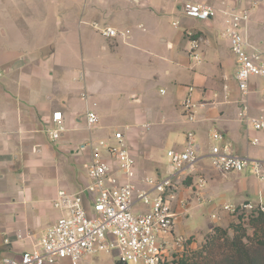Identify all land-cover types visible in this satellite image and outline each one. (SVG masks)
<instances>
[{"label":"crops","instance_id":"0c3cea01","mask_svg":"<svg viewBox=\"0 0 264 264\" xmlns=\"http://www.w3.org/2000/svg\"><path fill=\"white\" fill-rule=\"evenodd\" d=\"M256 1L262 2L245 0V7ZM188 2L209 5L217 13L206 24L188 18L181 12ZM241 4V0H0V263L3 258L17 259L22 252L39 248L40 239L59 217L52 206L56 192L75 193L89 183L83 166L93 158L90 143L110 139L115 132L124 135L138 177L151 170L149 177L157 179L169 172L166 152L182 151L187 134H193L199 155L197 174L207 181L202 196L212 200V205H197L194 179L182 181L172 204L178 216L175 235L191 237L196 229L217 226L210 217L212 212L225 222L228 215L219 209L223 203L239 204L259 193L264 200V183L248 171L222 176L209 162L212 130L224 136L232 154L264 159V132H254L251 126V121L264 117V86L259 88L264 81L250 79L246 97L249 121H240L237 63L228 41L220 38L224 28L221 12L241 8ZM253 10L248 37L264 50V14ZM168 19L173 31L166 29L168 24L163 28ZM176 21L178 28L172 26ZM93 23L128 30L129 38L106 39L92 28ZM185 30L205 40L199 63L188 57ZM75 47L81 55L80 67L65 63L66 56L75 57ZM91 61H96L94 71ZM89 64L93 73L115 70L128 78L136 75L137 81L128 83L131 104L141 102L138 85L142 79L174 78L179 114L170 100L164 101L156 109L152 125L136 118L133 129L125 125L122 131L108 119L114 111L112 104L97 99L100 90L89 82ZM188 86L195 87L194 99L200 103L193 123L187 122L180 107ZM159 94L165 96L166 92L160 89ZM87 109H93L99 118L92 130L84 122ZM55 112H61L65 128L56 141L49 135L56 128L52 122ZM155 125L161 139L148 143L147 134ZM254 137L259 143L251 146L248 140ZM104 154L102 151L101 157L112 163ZM180 201L186 202L184 207ZM116 258V254L85 256L80 264H116ZM55 264L72 263L62 260Z\"/></svg>","mask_w":264,"mask_h":264},{"label":"built area","instance_id":"2783aa9c","mask_svg":"<svg viewBox=\"0 0 264 264\" xmlns=\"http://www.w3.org/2000/svg\"><path fill=\"white\" fill-rule=\"evenodd\" d=\"M251 8L221 12L224 28L220 38L228 41L237 63L235 81L242 96L237 116L245 122L249 121L246 103L249 81L252 78L264 81V50L248 37ZM181 12L199 22L209 21L217 13L209 5L192 2L184 3ZM172 26L178 28L179 23L173 22ZM92 28L106 39L125 41L129 38L128 30L119 31L106 24L93 23ZM184 37L190 61L199 63L204 38L192 30H185ZM194 93L195 87L188 86L187 94L180 103L189 123L195 122L200 107ZM82 99L86 101L85 94ZM52 122L56 128L49 135L51 140L56 141L65 131L61 112L52 114ZM84 122L87 130L98 124L99 118L93 109L86 110ZM251 126L254 132H264V117L251 121ZM209 137L213 143L209 151L213 170L222 176L249 171L257 182L264 183V159L248 160L232 154L229 146L224 144V136L217 130H212ZM248 143L256 146L259 139L250 138ZM90 148L93 158L83 166L89 183L75 193L56 192L52 206L59 217L40 239L39 248L22 252L17 259L3 258L0 264H55L62 260L80 264L85 256L114 253L120 264H165L173 255L185 252L186 240L173 232L178 216L172 204L177 201L181 182L193 178L192 192L197 205H212V200L202 196L207 181L197 174L199 155L193 134H187L182 151L166 152L169 172L161 179L138 177L136 161L121 132H115L110 139L99 140L96 144L90 143ZM102 151L112 163L101 157ZM179 204L184 207L186 202L180 201ZM219 209L235 218L248 214L264 217V200L259 193L255 203H223ZM210 217L214 221L220 219L216 212H212Z\"/></svg>","mask_w":264,"mask_h":264},{"label":"rangeland","instance_id":"374dc122","mask_svg":"<svg viewBox=\"0 0 264 264\" xmlns=\"http://www.w3.org/2000/svg\"><path fill=\"white\" fill-rule=\"evenodd\" d=\"M241 2H242V4L240 6H241V8H244L246 6V4H244L245 0H241ZM251 9H255L253 11H256L257 13L264 14V0H262V2L260 4H258V2L256 1V3H254L252 5ZM188 20L190 21V19H188ZM166 24H168L169 27ZM170 24H171V20L168 19L165 22V27L163 26V28H166V26H167L168 28H166V29L172 30L170 27ZM181 29H182V27L180 28V30ZM186 45H187V42H186ZM132 53H134V55H137L136 50H134ZM72 55L75 56V57H73V60L71 59L70 56H66L65 57V63L67 64V62H68L70 67L71 66L80 67L78 60L80 59L81 55H80V52L77 50L76 47H75L74 53ZM90 64H92V66H93L92 70L94 71V65L96 64V61L95 62L91 61ZM90 64L88 66H86L87 71L90 70V72L88 73L89 74L88 79H89L90 84H92L94 88L98 87V89L100 90L99 95H97V99L99 100V103L104 104V102H106V100H108V103L110 102V104H112L111 108L114 111H112V114H109L108 119L114 125L119 126L122 129V131H124L125 125H128L127 126L128 128L130 127L131 129H133L134 128L133 125L136 122V118L139 119V122H146L149 124L155 122L156 120L153 117L154 113L157 112L156 109H158L160 107L161 103L164 101L170 100V102L172 103L174 111L177 114H179L178 108H177V98H176V96H174L175 93L173 90V88L175 86L174 83L177 82V81H175V82L173 81L174 78H167V77L163 76L157 80L152 79L150 82H148L147 79H142L138 85V89L142 92L141 102H139L137 104H131V102L127 101V89L129 86L128 83L137 81L136 75L134 76V78H128V77L122 75L121 73H118L115 70H113L112 72H108V71L102 72L101 71L100 73H93L91 71V68H89ZM262 85L264 86V83H261V86H259V88H262L263 87ZM54 89H59V87L57 85H54ZM160 89L165 90V92H166L165 96H161L159 94ZM138 110L140 113L138 116H135V113ZM158 130H159L158 126L155 125L152 127L151 131L148 132L147 137H146V141L148 143H154V142H157L161 139L159 137L160 134H157L158 136H156V132H158ZM178 130L181 131V128H178ZM109 143L114 145L113 141H110ZM211 144H213L212 141H210V147L212 146ZM170 149H171V147H170ZM104 157L108 158L109 156L104 154ZM166 166H167V164H166ZM146 173H147L146 175H143L144 177H149V175H152L153 172L150 170V171H147ZM137 175H138V171H137ZM250 175H251V173H250ZM143 176H141V177H143ZM249 201L255 203L257 201V198H255V197L250 198ZM229 204H231V203H229ZM142 209H146V208L142 207ZM247 216H249V214ZM247 216L239 219V218H235L232 215H228L227 220H225V222L223 220V216H220L219 220H217V221L213 220V222H214L213 224L216 223L219 226L217 225V226H214L211 228L201 227V229H196V231L198 230L197 233L199 236L196 235L197 234L196 231L194 233L195 235H193L191 237L182 236L186 240L185 252L178 253V255L174 256L173 258L176 257V259H177L181 255H184V254H187L189 256V254H191V252L200 249V246L204 244L207 237L209 235L214 234L215 228L221 229V230L227 232L230 236H232V234H233V228L232 227L233 226H235V227L240 226V228H243L244 231L246 232V234L251 237L253 235V228L250 227ZM254 216H256V215H254ZM204 218L206 220H209L208 216L207 217L205 216ZM206 231L207 232L209 231V233H207ZM194 243H195V245H192ZM114 255H115V253H114ZM173 258H171L170 261Z\"/></svg>","mask_w":264,"mask_h":264},{"label":"trees","instance_id":"16d2710c","mask_svg":"<svg viewBox=\"0 0 264 264\" xmlns=\"http://www.w3.org/2000/svg\"><path fill=\"white\" fill-rule=\"evenodd\" d=\"M247 218L253 228L251 237L240 226L232 227V236L215 228L214 234L207 237L200 249L177 259L173 255V259L165 264H264V217L250 214Z\"/></svg>","mask_w":264,"mask_h":264},{"label":"water","instance_id":"95a60500","mask_svg":"<svg viewBox=\"0 0 264 264\" xmlns=\"http://www.w3.org/2000/svg\"><path fill=\"white\" fill-rule=\"evenodd\" d=\"M209 21H205V22H203L204 24H206V23H208Z\"/></svg>","mask_w":264,"mask_h":264}]
</instances>
